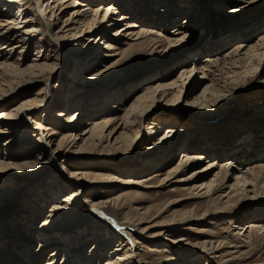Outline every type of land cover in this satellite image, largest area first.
Segmentation results:
<instances>
[{"label": "bare ground", "instance_id": "bare-ground-1", "mask_svg": "<svg viewBox=\"0 0 264 264\" xmlns=\"http://www.w3.org/2000/svg\"><path fill=\"white\" fill-rule=\"evenodd\" d=\"M166 1L158 0L161 8L157 12V15L161 16L162 14L164 16H162V21L166 20L165 23H174L172 30L168 33H157L158 31L155 32L154 29H148L145 26L141 28L139 20L126 23V21L134 19L136 15L119 11L122 8V5H120L122 2H115L114 0L110 2L99 0L100 4L98 6L91 5L93 3L88 0H36L35 5L38 7L40 21L45 26L34 22L35 20L32 19V17H35V14L32 16L33 13L28 11L31 6L30 0H0V53L7 51V54H10L15 48L18 51L20 50L17 53L18 59L11 64L9 63L10 65L7 64L9 67L14 65L15 71L11 67V70L15 72L14 76L17 74L19 76L17 77L18 80L23 81L20 87L37 86L42 84V81H45L47 84L50 78L58 76L63 71L64 63L62 65L61 63H57L59 54L56 52L53 56H49L55 52H51V49H56L58 45L66 52L65 47L68 48L71 44H76L75 50L70 49V52L68 51L66 68L69 67L68 64L72 61H76L75 65L83 77L88 76L87 73L89 74L91 69L93 70V68L97 67L98 61L104 63L106 60L110 61L114 57H120L121 59L124 56L123 51L118 52L119 49L117 50L112 45L113 42H109V40L115 39L114 44L117 46V41L119 40H116V38L119 36L122 37L120 39L122 45L123 40L126 38L129 41H137L138 45H144L152 49L153 59L156 58L165 62L170 57L169 53L180 49L176 48V46L180 47L184 45L194 36L191 29V20L194 14L185 18L179 27L173 21L177 12L183 9L176 7L173 10L174 16H172V8L166 5ZM178 1L181 6L187 7L185 0ZM220 1L223 2L225 0ZM238 1L239 3H245L248 0ZM172 2L174 3L175 0ZM134 3L135 7L138 8H134V11L143 14L139 0H134ZM252 3H255L258 8L256 11H260L255 14V18L250 23L243 21L242 24L239 22L231 24V32H221L214 34L213 37L211 36L209 39L211 43L208 45L209 48H207L209 50L208 56L205 59L199 60V56L202 54L198 51L199 46H196L195 50L191 53L185 54L187 51L185 49L176 54L178 61L174 63V66L181 67L176 80L169 82L166 76L164 78L163 74H161L162 69L156 68L155 71H158L155 77L152 76L150 79H147L149 80L148 84L146 83L144 88L137 90L134 97H132V93L135 92L134 90L137 89V86L125 93V90L129 89L127 87L122 88L121 83L115 90L118 89L117 92L122 93L125 102L127 99L129 100L126 103L124 102V104L121 103V100H115L112 97L110 100H114V104L107 109L105 102L107 99L109 100V95L93 100L94 104L92 101L85 103L77 98L79 92L77 89L73 90L74 85H69L68 89L70 92L67 93V100L65 99L69 105L66 106V110H63L56 116L61 121V127L64 126V129L66 127V131H69L66 134H63L64 131L59 133L57 131L59 129L57 128H50L49 126L51 125H43L45 122L44 118L41 120L37 119L36 113L42 109L45 96L47 95L45 86L33 95L31 94L32 96H25L19 102H16L17 104L13 106L14 108L11 111H6L1 106V103H3L5 98L14 95L16 90L12 87L14 84L11 81H3V79L0 81V125L2 124L0 126V139L5 140L3 141V146H0V155L8 158L12 156L16 160L31 159L29 163L13 168L0 163V183L4 182V180H10L13 183L21 180V175L17 177V174H15L17 173L16 171L20 174L22 173L19 170L20 167L27 168V172L32 171L33 175H36L37 170L41 169L46 172L38 174L39 178H43L39 181L45 182L53 179L52 193L54 194V201L53 205H50V212L46 214L44 220L39 222L38 229H34V231L31 229L28 232V234L31 232L29 235L22 237L26 241L25 247L21 242L11 241V257L15 258L17 252H20L17 255L18 258L16 260L8 258L2 264H41L49 249H53V251L47 256L44 264H147L137 252L140 247L138 236L146 232V230L140 228L143 218L133 219L132 217H125L121 222L117 221L114 217L110 218L108 216V213L111 212L110 210H116L115 208L118 207L116 206L117 198L99 202L87 199L81 200L82 192L93 183L92 178L91 180L89 179V174L83 171H76L74 173L68 171L67 175H63L62 172L64 171H62V168L57 172L52 169V165L55 162L57 164V159L61 156L62 151L65 152L66 158L69 155L81 156L82 158L88 157L89 159L104 156L116 158L114 160L119 162L131 157L138 147V128L143 125V122L147 121L150 117L149 115H151L150 113H153L157 106H161L164 103V106L160 107L163 109L171 107L170 105H176L181 95V89L177 84L185 76H188V78L192 77L194 72H200L202 78L208 80L209 84L203 87L201 94L196 95L192 99L191 107H195V110L200 112L207 110L210 113H214L211 112L213 109L219 110V106L233 103L232 101L237 95L236 91L240 87H244L242 84L245 82V78H254V74L261 67L264 68V63H262L264 60V0L249 2V4ZM247 9L244 6L235 7L233 12L236 16L244 17L248 13ZM118 12H120L119 15H117ZM114 17L119 18L110 19ZM108 18L110 20H107ZM107 21L110 23L107 24ZM104 24L107 25L104 28L107 32L101 30V26ZM118 25L120 26L119 30L116 29ZM16 30H22L20 36L12 32ZM259 30L261 33H259ZM46 31L52 37V41L47 42L44 38ZM85 38H87V42H79V40H84ZM91 39H93L91 41L93 45L96 44L94 48L98 47V49H95L96 54L87 61L85 56L88 49L86 48L93 46L89 44ZM159 42H166L167 49L161 51L160 47H156ZM233 42L236 45L227 54H221V56L218 51L223 47L226 49ZM45 43L48 44L49 50L43 52L42 49L45 48ZM79 43L81 45H77ZM33 44L37 46L34 60L25 69H20L19 62L23 53ZM47 51L48 53H46ZM44 53H46V56H44ZM214 53L215 55L212 56ZM195 54L196 56L198 55L199 62L193 63L192 69H185L186 66L184 65ZM167 55L168 57H166ZM117 63L118 61L111 63V65ZM9 67L6 69L9 70ZM73 73L72 71V74L69 76L70 78ZM117 74L109 70V67H106L100 72L97 71V75L86 77L83 81L84 88L91 87L92 89V82L95 79L99 81L109 80L110 82L122 80L116 76ZM229 74H232V76L227 78ZM21 75H25V78L21 79ZM216 76L217 78H215ZM153 78H156L155 82H150ZM73 81L75 84H79L78 79ZM3 88H6V90ZM54 89L60 93L63 92V88L58 83L54 86ZM75 103H78V105H74ZM74 108L77 109L75 112H73ZM249 109L250 112L256 114L254 116L255 119L252 120L253 122L250 125H253L255 121L264 122V108L262 104L254 103ZM99 114L101 115L99 116ZM26 119L33 120L34 127L32 129L25 127L23 130L24 135L16 140L17 138L13 137L11 133L18 130ZM83 123L84 126L82 125ZM151 125L153 128L142 127V129H144L143 131L148 135L149 139H155L156 142L145 152L165 151L169 147L172 149V146L174 147L178 143L176 135L184 133L182 130L163 127L164 124L160 120L151 121ZM255 125L257 127V123ZM18 133L20 132L18 131ZM160 134L162 136L157 137ZM56 135H59V140L55 144L53 137ZM43 137L47 138L46 142L43 141ZM31 140L35 142H30L32 145L28 143L30 145L28 149L26 148L28 145L20 144V147L24 148L20 153L13 154L15 151L13 150L12 154H7L5 150L7 146L15 145L17 149L19 143ZM44 143L46 144L45 147ZM68 145L69 148L66 151L62 150ZM35 147H39L40 151L33 154L30 150ZM70 148L73 149L71 154H69ZM190 153L191 151L186 148L181 154L176 167L171 173L169 171L168 176L165 178H169L170 174L174 175L180 170L187 169L202 161V156ZM31 161L33 162L31 163ZM213 172L214 175H211L212 177L209 181H203L198 184L195 190L197 192L196 195L202 198L209 197L210 199L218 195L215 197V200L225 205L224 209L230 205H235L233 207L239 209L242 203L246 204L247 202V206L251 208L246 212V217L254 220L250 222V227H247V229L250 228V232H253L256 238H259V235L264 234V134H255L249 140L248 138L237 140L235 146L229 150L227 155L216 158L215 161L209 163L202 171H196L178 183L193 182L197 179V175H209ZM99 180L109 183L113 181V177L109 176L102 179L101 176H98L96 181L100 182ZM65 189L67 191L66 195L58 198L60 195H63L62 191H65ZM224 200H226L225 203H222ZM36 204L37 209L35 207ZM40 204L41 202L38 201L28 205L20 220L15 222L16 225H13L17 232L22 231L20 228L28 229V220L35 212L43 213L44 207L43 205L40 206ZM119 208L121 209L120 206ZM163 235L165 234L161 232L156 236L152 235L148 237L146 240H159L161 236L164 237ZM249 237L247 235L244 239L249 240ZM151 241L146 243H152ZM113 242L116 246L108 250V246L113 244ZM168 243L162 249L165 253L168 251L167 248L169 249L170 247L177 248L176 250L178 253L181 252V255L182 252H190L189 255L183 253L187 255V260L184 261V264H195L198 258L204 263L209 260L214 261L213 257L215 254L235 247L229 246L227 243L225 244L218 238L204 240L196 244L190 243L187 240L177 241L174 239ZM32 244L38 245V247L31 254L30 259L27 260L25 259V252L31 250ZM86 249L87 252L83 257V251Z\"/></svg>", "mask_w": 264, "mask_h": 264}, {"label": "rangeland", "instance_id": "rangeland-1", "mask_svg": "<svg viewBox=\"0 0 264 264\" xmlns=\"http://www.w3.org/2000/svg\"><path fill=\"white\" fill-rule=\"evenodd\" d=\"M35 1L36 0H30L31 6L28 11L33 13L32 16L35 14V17H32V19L35 20L34 22L43 25L40 21L38 7L35 5ZM88 1H91L93 4H90L93 6H98V4H100L99 0ZM107 1L110 2L111 0ZM114 1L122 2L120 3L122 8H120L119 11L130 15H136L134 19L126 21V23L139 20L141 22V28L144 26L148 29L152 28L155 32L158 31L157 33H168L174 26V23L172 22L165 23L166 20L163 22L162 18L164 16L162 14L161 16L157 15V12L161 8L158 0H139L143 14L141 12L138 13L134 11V8L138 9L135 7L134 0ZM172 1L173 0L166 1V5L169 8H172V16H174L173 10L176 7L183 9L182 11L177 12L176 17H174L175 19L173 22H175L177 26L180 27V23L183 22L185 18L194 14L192 17L193 19L191 20V29L194 36L184 45L180 47L176 46V48L180 49L173 50L172 53H169L170 57H168V54L166 56L168 58L165 62L156 58L153 59L152 49L144 45H138L137 41H129L126 38L123 40L122 45L120 43V39L122 37L119 36L116 38V40H119L117 41V46L114 44L115 39H111L109 42H113L112 45H114L117 50L119 49L118 52L123 51L124 56L121 59L120 57H114L115 59L113 58L110 61L106 60L107 62L105 61L104 63L98 61L97 67L93 68L94 71L91 69V72H89V74L87 73V75L89 77L95 76L97 75V71L100 72L104 68L109 67V70L115 72V74L118 73L116 76L122 80L110 82L109 80L99 81L98 79H95L96 81L94 80L92 82V89L91 87L84 88L83 81L88 76L83 77L80 75L81 72H79L77 66L75 65L77 62L72 61L68 64L69 67L66 68L67 56L69 55L70 49L75 50L76 44H71L68 48L65 47L66 52H64L60 45H58L56 49H51V52H55L51 53L49 56H53L56 52L59 54L57 63H61V65L64 63L63 71L58 76L50 78L47 81V84L45 81H42V84L37 86L30 85L29 87H20L23 81L18 80L17 77L19 76L17 74V76H14V65H11L10 67L8 66L18 59L17 53L20 50L18 51V49L15 48L17 51L13 49L10 54H7V51H3L0 53V75H2L0 76V81H2V79L3 81H11L14 84L12 87L15 88L16 91L11 97L5 98L3 103H1V106H3L6 111H11L14 108L13 106L17 104L16 102H19V100L23 99L25 96H32L45 86L47 95L45 94L46 98L42 109L36 113L37 119L39 118V120H41L44 118L45 122L43 125H51L49 126L50 128H57L59 129L57 130L59 133L64 131L63 134H66L69 131H66V127L65 129L64 126L61 127V121L59 118H56V116H58V114L63 110H66V106L69 105V103H66L67 93L70 92L68 89L69 85H74L73 90L77 89L79 92L77 98L85 103L92 101L94 104L93 100L102 96L104 98L105 95H109V100L107 99L105 102L107 109L114 104V100H110L112 97V99L121 100V103L124 104V96H122L121 92H117L118 89L115 90V88L119 87L121 83L122 88L127 87V89H129L125 90V93L127 91H131L132 88L137 86V89L134 90L135 92L132 93V97H134L137 90L144 88L146 83L148 84L149 80L147 79H150L152 76L155 77L156 72L158 71H155L156 68L162 69L161 74H163L164 78L166 76L169 82L176 80L180 73L179 69L181 68L180 66H174V63L178 61V58L176 57L178 52L187 49L185 54L188 52L191 53L195 50L196 46H199L198 51L199 53H202L199 56V60L202 61L208 56L207 54L209 50L207 48H209L208 45L211 43L209 40L211 36L213 37L214 34H219L221 32H231V24L237 22L242 24L243 21L250 23L255 18V14L260 12L256 11L258 8L255 3L249 4V2H254L255 0H248L245 3H239L238 0L233 2L230 0H225L223 2L220 0H185L187 7L181 6L178 0H175L174 3ZM240 6L248 8V13L245 14L244 17L236 16L233 12L235 7ZM145 8L146 10H144ZM119 13L120 12H118L117 15H119ZM118 18L119 17H114L110 19L114 20ZM110 19L108 18L107 20ZM109 23L110 22L107 21V24ZM119 25L116 26V29L118 30L120 29ZM106 26V24L101 26V30L107 32V30L104 29ZM12 32L20 36L22 30ZM259 33H261L260 30ZM50 37L51 36L46 31L44 38L47 42L52 41V37ZM92 40L93 39L90 40L89 44L93 45L91 42ZM79 42L85 43L87 42V38L79 40ZM80 43L77 45H81ZM45 45V48L42 49L43 52L45 50H49L48 44L45 43ZM95 45L91 48H89V46L86 48L88 49L87 55L85 56L87 61L96 54L95 49H98V47L94 48ZM235 45L236 43L233 42L229 44L226 49L223 47L218 52H220V55L227 54V52ZM36 47V44H33L25 50L19 62L20 69H25L30 65L32 60H34ZM156 47H160L161 51L166 50L167 43L159 42ZM46 53H48V51ZM46 53H44V56H46ZM214 55L215 53L212 54V56ZM197 60L198 55H192L186 65H184L186 66L185 69H192L193 63L199 62V60ZM116 61H118L117 64L111 65V63ZM262 63H264V60ZM7 67H9L10 72L6 69ZM72 71L74 73L70 78L69 76L72 74ZM231 76L232 74H229L227 75V78H230ZM254 76V78H245L246 80L242 84L244 87H240V89L236 91L237 95L236 98L233 99V103L225 104L224 106L221 105L219 106V110H215L213 109L215 107H213V111L211 112L214 113H210L207 110L200 112L195 110V107H191L192 99L196 95L201 94L203 87L208 85L209 81L203 79L200 72H194L190 78L185 76L177 84L181 89L180 99L177 104L170 105L171 107L163 109L161 108L164 106V103H162L161 106H157L154 109V112L150 113L151 115H149L150 117L147 121L143 122V125L138 128V147L135 149L131 157L123 159L119 162L114 160L116 158L104 156H98L96 159H89L88 157L82 158L81 156L69 155L66 158L65 152L62 151L61 156L57 159V164L56 162L54 163L56 168L53 164L52 169L58 172L60 171L59 169L62 168V171H64L62 172L63 175H67L69 173L68 171L71 173L83 171L84 173L89 174V179L91 180L92 178L93 183L91 186L89 185L88 189L82 192L81 200L87 199L99 202L117 198L116 206L118 207L115 208L116 210H110L111 212L108 213L110 218L114 217L120 222L123 221L125 217H132L133 219L143 218L140 228L146 230V232L143 233V235L138 236L140 240V247L137 252L141 256V259L147 264H184V261L187 260V255H189L190 252H182L181 255V252L178 253L176 250L177 248L175 247H170L169 249L167 248L168 251L166 253L162 250L172 239L177 241L187 240L190 243L196 244L204 240L217 238L219 240L221 239L225 244L227 243V245L235 247H233V249H225L223 252L220 251L218 254H215L213 257L214 261L209 260L204 263L198 258L195 264H264V234L259 235V238H256L255 234L250 232V228L247 229V227H250V222L254 221L252 218L246 217V212L249 208H251L250 206H247V202L246 204L242 203L239 209H235V207H233L235 205H230L224 209L223 207H225V205L220 204L215 200V197L218 195L212 199L209 197L202 198L199 197V195H196L197 192H195V190L197 189L198 184L203 181H209L212 177L211 175H214V172L209 175L199 174L197 175V179L193 182L178 183L179 181H183L188 178L192 173L202 171L209 163L215 161L216 158L227 155L229 150L233 149L237 140L241 138H248L249 140L253 138L255 134H264V122L255 121V123H257V127L255 123L250 125L253 122L252 120L255 119L254 116L256 114L250 112L249 109L254 103L262 104L264 108V68L261 67V69L257 71ZM22 78H25V75H21V79ZM215 78H217V76ZM75 79H78L79 84H75L73 81ZM154 80H156V78H153L150 82H155ZM57 83L63 88V92L60 93L54 89V86ZM230 86L232 85L230 84ZM3 89L6 90V88ZM116 93L118 94L116 95ZM127 101L129 100L127 99L126 102ZM76 104L78 105V103H75L74 105ZM76 110L77 109L74 108L73 112ZM100 115L101 114H99V116ZM156 120H160L164 124L163 127L165 128L182 130L184 133L176 135L178 143H176L174 147L172 146V149L169 147L165 149V151L158 150L145 152L149 149V147H152L156 141L155 139H149L148 135L144 133V129H142V127L153 128L152 125L150 126V123L151 121ZM32 121L33 120L31 119L24 120V122L20 125V128L11 133L13 137L18 140L20 139V136L24 135L23 130L25 127L32 129L34 127V122ZM82 125L84 126V123ZM243 126H245V128H243ZM18 131L20 133H18ZM162 134L157 137L162 136ZM241 135H243V137L240 138ZM46 139L47 138L43 137V141L46 142ZM53 139L56 144L59 140V135H56ZM3 141L5 140L0 139V146H3ZM30 142L34 143L35 141L31 140L19 143V147L17 149L16 145L7 146L5 150L7 151V154H10L13 150H15L13 154H17L24 150V148L20 147V144L28 145V143L31 144ZM45 146L46 144L44 143V147ZM29 147L30 145L26 148L28 149ZM68 148L69 145L62 150L66 151ZM186 148L191 151L190 154L202 156V161L190 166L187 169L180 170L174 175L170 174L169 178H165L168 176V172L170 171L171 173L176 167L178 160L181 158V154ZM72 150L73 149L70 150L69 154H71ZM30 151L31 153L33 152V154H36L40 151V149L39 147H35ZM23 160L24 159L16 160L12 156H9L8 158L0 155V163H3L5 166L10 168L29 163L31 159ZM32 162L33 161H31V163ZM19 170H21L22 173L20 174L16 171L17 173L15 174H17V177L18 175H21V180L15 181V183L10 180H4V182L0 183V192L3 190L0 194V264L8 258L15 260L18 258L17 255L20 252H17L15 258L11 257V241L15 240L17 242H21L25 247L26 241H24V238L22 237L29 235L31 232L29 234L28 232L31 229H33V231L34 229H38L39 222L44 220L46 214H49L50 207L53 205L54 201V194L52 193L53 179L45 182L39 181L43 178H39L40 176L38 174L46 171L38 169L37 174L33 175L32 171L27 172V168L20 167ZM12 172L14 173V171ZM98 176H101L102 179L112 176L113 181L106 183L99 180L100 182H98L96 181ZM42 188H44V190H42ZM62 192L63 195H60L58 198L66 195L67 191L65 189V191ZM38 201L41 202L40 206L43 205L44 207H42L44 209L43 213L41 214L40 212H35L28 220V229L20 228L22 231L17 232L16 228L13 226L16 225L15 222L20 220L21 215L25 209L28 208L29 204L32 202L36 203ZM225 201L226 200L222 201V203H225ZM35 207L37 209V204ZM161 232L162 234H165L163 235L164 237L161 236V239L153 241L146 240L148 237L152 235L156 236ZM247 235L250 236L249 240L244 239ZM150 241L152 243H146ZM115 246L116 244L113 242V244L108 246V250H111ZM37 247L38 245L32 244L31 250L25 252V259H30L31 254L35 252L34 250ZM52 251L53 249H49L46 252L44 261L41 262V264L45 263L47 256L51 254ZM83 252L84 253L82 255L84 257L87 249Z\"/></svg>", "mask_w": 264, "mask_h": 264}]
</instances>
